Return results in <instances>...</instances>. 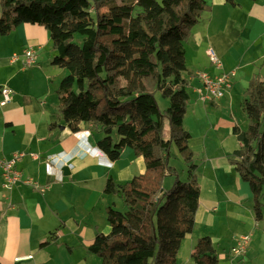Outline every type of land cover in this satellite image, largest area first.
I'll list each match as a JSON object with an SVG mask.
<instances>
[{
	"label": "crops",
	"instance_id": "obj_1",
	"mask_svg": "<svg viewBox=\"0 0 264 264\" xmlns=\"http://www.w3.org/2000/svg\"><path fill=\"white\" fill-rule=\"evenodd\" d=\"M209 1L211 8L203 12L185 44L183 77L188 91L197 94L199 71L235 75L222 98L195 106L200 129L191 134L189 146L199 161L201 192L194 229L182 240L177 261L197 264L192 251L201 234L210 236L219 249L229 235L240 231L250 233L252 240L243 256L249 264H264V216L256 220L251 186L229 160V154L241 147L232 128H243L244 92L253 78L264 80V0ZM28 46L37 49L38 62L24 67L22 54ZM209 48L222 60V69L211 63ZM15 53L21 56L13 59ZM53 57L43 25L26 22L0 35V87L13 90L11 100L0 104V159L26 153L17 163L22 180L11 188L4 187L0 169V264H103L88 247L97 232L111 231L106 208H118L122 202L118 195L104 192L106 180L112 176L124 182L146 170L143 156L128 147L118 160L109 159L97 145L102 135L92 124L82 122L75 132L59 118L57 87L66 70L53 64ZM52 95L56 98L50 99ZM217 106L230 108V113H212ZM29 178L36 185L28 184ZM216 253L222 264L217 249Z\"/></svg>",
	"mask_w": 264,
	"mask_h": 264
},
{
	"label": "trees",
	"instance_id": "obj_2",
	"mask_svg": "<svg viewBox=\"0 0 264 264\" xmlns=\"http://www.w3.org/2000/svg\"><path fill=\"white\" fill-rule=\"evenodd\" d=\"M210 8L209 0H0V35L26 22L48 30L53 64L66 70L57 87L59 118L75 132L82 122L92 124L102 135L98 147L111 160L127 147L144 158V173L124 182L106 180L104 192L118 195L125 209L106 208L111 231L97 232L88 247L103 264H179L182 240L194 229L201 188L191 133L184 127L190 97L183 77L185 44ZM158 91L170 101L164 110ZM243 109L248 125L232 128L241 147L229 160L251 186L259 221L264 216L259 76L244 92ZM173 143L188 163L185 181L170 164ZM168 177L174 182L166 188ZM192 257L197 264H220L208 235L196 241Z\"/></svg>",
	"mask_w": 264,
	"mask_h": 264
},
{
	"label": "built area",
	"instance_id": "obj_3",
	"mask_svg": "<svg viewBox=\"0 0 264 264\" xmlns=\"http://www.w3.org/2000/svg\"><path fill=\"white\" fill-rule=\"evenodd\" d=\"M207 55L212 64L216 65L219 69L223 68V63L217 53L212 49H207ZM21 55L15 53L13 59H17ZM23 65L24 67H30L38 62V51L33 46H28L23 50ZM198 77L201 81V87L199 88V96L203 102L220 99L224 96L226 91L232 87V78L235 73L222 71L219 74H212L209 71H199ZM0 93L2 98L0 100L1 105H6L12 98L13 90L9 85H3L0 87ZM24 151L15 152L10 159H0L1 175L4 182V187L11 188L14 184L22 180L23 171L17 166V163L25 157ZM33 157H37L35 153L31 154ZM28 184L36 185V182L31 178L27 179ZM250 237L249 235H242L238 239L237 246L232 249L234 256H243L248 250Z\"/></svg>",
	"mask_w": 264,
	"mask_h": 264
},
{
	"label": "rangeland",
	"instance_id": "obj_4",
	"mask_svg": "<svg viewBox=\"0 0 264 264\" xmlns=\"http://www.w3.org/2000/svg\"><path fill=\"white\" fill-rule=\"evenodd\" d=\"M161 1V0H159ZM190 94V98H189V102H187V111L185 114V123H184V127L186 130H188L187 128H191V131H189L191 134L197 132L200 129V126L197 125V116L195 112L196 110V104H198L199 106H202L205 102H203L200 99L199 93L196 94V92L193 91V89L190 90L189 92ZM196 95H198V99L196 98ZM225 95V94H224ZM58 96V95H57ZM156 97L160 106L161 110L166 109L169 104V98H165L162 96L161 92H157L156 93ZM56 98V95H52L50 97V99ZM201 101V102H200ZM204 109V107H202ZM241 108V106H240ZM216 110H218L219 112V116H225L227 113H230V108L224 107V106H217L213 109L212 113H214ZM241 124L243 126V128L247 127V116L245 115L244 111L241 109ZM167 129H168V125H167ZM193 136V135H192ZM131 149V148H130ZM171 157H170V164L175 166L180 174V178L181 180L185 181L188 178V163L185 160V157L183 156V154L179 151L178 147L176 146L175 143L172 144L171 146ZM195 161H198V158L195 157ZM174 182V178L172 177H168L165 181V187L169 188L172 186ZM118 209L120 210H124L125 206H124V202L122 200L120 207L118 206ZM203 234H207V233H203ZM250 233H242L240 231L232 233L231 235L228 236V238L226 240H224V242L220 245L219 249L218 247L216 248L218 251V255L220 256L221 262L222 264H249L250 263V259L245 258V256H234L232 249L234 246H237L238 244V237L240 235H247ZM205 236L201 234V237ZM264 241L263 240H260ZM251 244H252V240L250 237L249 240V246H248V250L251 249ZM253 252H256V245L253 247Z\"/></svg>",
	"mask_w": 264,
	"mask_h": 264
}]
</instances>
